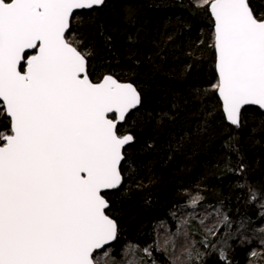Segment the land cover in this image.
<instances>
[{
    "label": "snow or ice",
    "instance_id": "1",
    "mask_svg": "<svg viewBox=\"0 0 264 264\" xmlns=\"http://www.w3.org/2000/svg\"><path fill=\"white\" fill-rule=\"evenodd\" d=\"M104 4L0 0V264H157L152 244L128 242L122 260L112 255L119 229L105 193L124 183L125 149L135 137L120 126L141 94L110 74L90 78L93 49L80 29ZM197 6L213 23V88L228 124L240 128L246 106L264 111V11L252 0ZM247 193L264 224V191L249 186ZM201 199L197 194L190 206ZM195 219L182 218L163 246L157 237L155 250L169 255V264H206L210 255L231 264L229 240L255 224L217 207L200 217L201 238L193 240ZM256 232L264 243V227Z\"/></svg>",
    "mask_w": 264,
    "mask_h": 264
},
{
    "label": "trees",
    "instance_id": "2",
    "mask_svg": "<svg viewBox=\"0 0 264 264\" xmlns=\"http://www.w3.org/2000/svg\"><path fill=\"white\" fill-rule=\"evenodd\" d=\"M252 6L264 11V0ZM88 16L80 32L93 49L90 78L110 74L141 94L140 108L120 126L135 137L125 150L124 183L105 194L119 229L112 255L122 260L128 242L152 244L157 264H169L170 256L155 250L157 237L163 246L166 232L195 216L190 231L199 240L200 217L222 207L233 220L246 215L255 221L229 240L231 264H264V243L254 235L256 226L264 227L261 209L247 202L249 186L264 191V113L244 109L240 128L226 122L213 88L210 12L197 0H107ZM197 194L202 199L192 208ZM206 264L221 261L210 255Z\"/></svg>",
    "mask_w": 264,
    "mask_h": 264
},
{
    "label": "water",
    "instance_id": "3",
    "mask_svg": "<svg viewBox=\"0 0 264 264\" xmlns=\"http://www.w3.org/2000/svg\"><path fill=\"white\" fill-rule=\"evenodd\" d=\"M131 1H134V0H131ZM106 2H107V0H105V3H106ZM104 5H105V4H104ZM104 5H103V6H104ZM103 6H100V7L96 8V9H101ZM94 10H95V9H94ZM216 73H217V72H216ZM217 95H218V94H217ZM218 98H219V96H218ZM219 100H220V99H219ZM220 102H221V101H220ZM221 104H222V102H221ZM140 106H141V104H140ZM140 106L138 107V109L140 108ZM246 108H256V109H259L257 106H246L245 109H246ZM138 109L133 110V112L137 111ZM259 110H260V109H259ZM260 111H261V110H260ZM133 112H131V113H133ZM261 112L264 113V111H261ZM131 113H130V114H131ZM130 114H129V115H130ZM110 115H112V114H110ZM226 122H227V121H226ZM124 123H125V122H124ZM124 123H123V124H124ZM227 123H228V122H227ZM123 124H122V125H123ZM229 125H230V124H229ZM231 126H232V125H231ZM232 127H234V126H232ZM234 128H236V127H234ZM133 143H134V142H133ZM133 143H131L130 145H128L126 148H128V147L131 146V145H133ZM125 150H126V149H125ZM121 186H122V185H121ZM120 188H121V187H120ZM120 188H119V189H120ZM119 189H115V190L108 191V192H106L105 194H107V193H111V192H114V191H117V190H119ZM108 209H109V208H108ZM108 209H107V210H108ZM107 210H106V211H107ZM114 244H115V242H114Z\"/></svg>",
    "mask_w": 264,
    "mask_h": 264
}]
</instances>
